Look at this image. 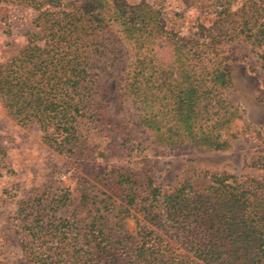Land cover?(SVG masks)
Returning <instances> with one entry per match:
<instances>
[{"label": "rangeland", "instance_id": "1", "mask_svg": "<svg viewBox=\"0 0 264 264\" xmlns=\"http://www.w3.org/2000/svg\"><path fill=\"white\" fill-rule=\"evenodd\" d=\"M213 1L0 0V66L17 74L26 70L21 54L30 44L55 59L69 52L68 35L56 52L59 23L98 16L95 35L102 44L97 51L90 37L80 40L91 47L86 52L96 51L89 71L94 84L73 145L60 149L51 130L20 123L0 99V264H126L129 238L138 222L146 223L137 200L151 183L164 195L183 183L202 191L216 173L237 182L264 179V63L258 49L245 44L221 50L225 56L236 51L237 59L224 64L227 95L259 130L256 138L239 137L227 152L210 154L189 145L145 148L132 133L134 107L122 97V82L134 48L138 58L146 48L134 46L133 35L126 39L128 29L136 34L146 19L150 30L156 19L165 32L187 38L196 25L214 23Z\"/></svg>", "mask_w": 264, "mask_h": 264}, {"label": "trees", "instance_id": "2", "mask_svg": "<svg viewBox=\"0 0 264 264\" xmlns=\"http://www.w3.org/2000/svg\"><path fill=\"white\" fill-rule=\"evenodd\" d=\"M212 3L214 23L196 25L187 38L165 32L156 19L150 30L142 19L136 34L127 31V40L133 35L134 46L146 48L140 58L134 48L122 82V97L134 107L132 133L137 140L143 138L145 148L151 143L189 145L223 153L239 137L256 138L259 132L228 98L231 82L224 64L237 56L234 50L225 56L221 48L245 44L258 49L264 63V0ZM99 21L93 15L59 23L56 52L61 42L72 38L69 52L56 59L51 51L30 44L21 54L24 72L0 66V99L10 114L24 125L51 130L50 138L60 149L74 144L76 120L92 98L89 71L96 51L86 52L89 45L80 40L90 37L88 44L100 51L95 35ZM150 188L137 204L136 195L129 198L148 225L137 223L126 264H264V179L237 182L216 173L202 191L188 183L164 195L152 183Z\"/></svg>", "mask_w": 264, "mask_h": 264}, {"label": "crops", "instance_id": "3", "mask_svg": "<svg viewBox=\"0 0 264 264\" xmlns=\"http://www.w3.org/2000/svg\"><path fill=\"white\" fill-rule=\"evenodd\" d=\"M202 152V151H201ZM204 153H210V152H204ZM223 153H225V152H223ZM210 154H213V153H210ZM214 154H218V153H214Z\"/></svg>", "mask_w": 264, "mask_h": 264}]
</instances>
